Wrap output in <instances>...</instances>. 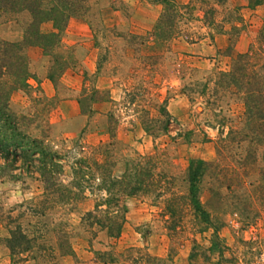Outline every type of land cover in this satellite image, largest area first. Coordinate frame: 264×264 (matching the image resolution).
<instances>
[{
  "label": "rangeland",
  "instance_id": "rangeland-1",
  "mask_svg": "<svg viewBox=\"0 0 264 264\" xmlns=\"http://www.w3.org/2000/svg\"><path fill=\"white\" fill-rule=\"evenodd\" d=\"M173 1L179 14L186 12L181 6L190 1L195 8L190 16L174 19L170 36L159 41L153 30L161 4L87 0L85 16L73 19L77 22L66 30L67 22L58 47L48 56L36 47L25 50L29 89L9 98L10 108L26 117V133L60 156L62 171L54 176L58 185L71 186L74 162L102 163L106 150L114 177L139 157H158L157 171L171 180L168 193L125 197L119 237L108 239L102 232L92 237L80 226V217L103 194L85 189V199L76 204H62L50 196L54 202L41 216L37 212L46 206V184L36 172L29 178L20 168L5 170L0 173V264H94L95 252L109 249L120 254L118 264H264V201L252 195L255 185L264 183L256 173L244 179L243 207L232 206L241 202L242 191L222 190L226 206L219 217L221 257L209 251L211 230L199 232L183 199L189 160H218L217 132L240 127L242 105L228 98L219 107L210 105V94L215 73L229 63L232 46L245 51L254 43L264 25V6L253 12L246 0H227L225 7L215 8L212 24L207 25L196 0ZM27 21L24 13L0 18V39L19 41ZM40 30L48 32L50 25ZM31 48L38 53L28 52ZM61 65L66 66L62 72ZM203 84L206 89L201 92ZM80 98L84 114L77 103ZM241 151L233 149L230 158L224 155L223 164L239 171ZM253 160L247 162L248 168L263 171L264 145L255 149ZM98 182L96 176L90 185ZM208 184L205 179L201 185L202 205ZM173 197L175 212L169 215L164 203ZM15 224L28 238H35L34 249H45L41 256L10 260L4 240ZM61 224L69 231L72 256H57L55 236Z\"/></svg>",
  "mask_w": 264,
  "mask_h": 264
},
{
  "label": "trees",
  "instance_id": "trees-1",
  "mask_svg": "<svg viewBox=\"0 0 264 264\" xmlns=\"http://www.w3.org/2000/svg\"><path fill=\"white\" fill-rule=\"evenodd\" d=\"M144 1L163 6L153 30L154 38L159 41L170 36L174 19L190 16L192 9L195 8V5L191 6L190 1L181 6L186 12L179 14L177 9L180 7L178 8L173 0ZM226 2L227 0H196L195 3L202 13V20L209 25L212 24L215 8L225 7ZM257 6H264V0H246L248 9ZM87 11V0H0V18L22 13L28 17L19 41L0 39V173L20 168L24 176L32 178V173L36 172L37 179L46 184L43 199L46 206H41L37 212L41 216L47 214L48 205L54 202L50 196H56L58 202L62 204H76L85 199L83 195L85 189H94L103 194L95 200L92 210L80 217L79 224L92 237L96 232H102L106 238L116 240L125 222L122 205L125 197L138 193L147 194L150 191L156 192V197L168 193L171 180L161 171H157L158 157L154 155L139 157L138 161L125 164L121 175L114 177L110 174L112 166H108L107 151L104 150L105 161L102 163L92 160L87 166L84 160L74 162L71 168V186H60L54 181V176L62 171L60 156L51 151L41 139L30 137L25 129L26 117L14 112L9 106L12 93L17 91L25 93L29 89L28 59L25 50L36 47L40 49L42 56H48L58 47L60 35L67 22L70 19L84 17ZM44 24L50 25V31L40 30ZM58 67L61 68V72L66 68L65 65ZM46 78L53 83L51 74H47ZM201 87V92H204L206 85L203 84ZM210 96V105L216 107H219L225 98L242 105V114L237 117V125L240 127H229L224 134L222 131L217 132L215 149L218 160L205 161L199 158L189 160L183 199L199 226V232L211 230L209 251H216L221 257L224 247L220 245L221 240L218 236L222 224L219 217L226 206L222 190L228 193L233 189L242 191L238 196L241 202L232 205L237 208L243 207L242 202H245L247 197L243 185L245 178L256 173L264 183V170L251 167L249 169L247 166L248 161H254L255 149L264 145V25L258 31L254 43L249 44L245 52L231 56L227 69L215 73ZM83 102L82 98L77 102L81 114H84ZM233 149H242L243 163L239 164V171L222 162L224 155L230 158L228 154ZM16 160L20 163L17 167L13 165ZM96 176L99 182L93 187L90 184ZM205 179L209 184L205 190L207 199L202 205L200 193ZM254 194L261 203L264 201V187L259 182L253 188L252 195ZM174 200L173 197L164 203L169 215L175 212V204L172 202ZM69 239L67 227L61 224L55 236L58 257L73 255ZM34 241V237L28 238L23 233L19 224L9 228L8 237L4 242L10 260L13 261L14 258L21 260L23 255L25 259L28 254L31 260L41 256L45 249L41 247L34 249ZM95 256L97 262L94 264H118L120 258V254L112 249L95 252Z\"/></svg>",
  "mask_w": 264,
  "mask_h": 264
},
{
  "label": "crops",
  "instance_id": "crops-1",
  "mask_svg": "<svg viewBox=\"0 0 264 264\" xmlns=\"http://www.w3.org/2000/svg\"><path fill=\"white\" fill-rule=\"evenodd\" d=\"M261 6H257V7H255L254 9H250L251 11H253V12H256V10H259L258 8H260ZM262 21L264 22V16H263V19H262ZM75 22H77V20H73V19H70V23H68V26L66 27V30L67 29H69V25L70 24H73V23H75ZM239 36V35H238ZM237 36V37H238ZM220 37H224V36H222V35H220ZM213 40H214V42H216L215 40V38H213ZM236 43H237V40H236ZM247 49V48H246ZM246 49H245V51H246ZM244 51V49L242 48V49H240V50H236V45H234V46H232V49H231V52H230V56H233V55H235V54H238V53H243V52H245ZM28 52H36V53H38V50L36 49V48H31V49H29L28 50ZM40 56V55H39ZM230 59V58H229ZM227 69V65H225V67H224V69H218V70H220V71H224V70H226Z\"/></svg>",
  "mask_w": 264,
  "mask_h": 264
}]
</instances>
